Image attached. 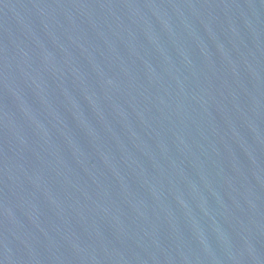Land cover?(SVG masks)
Segmentation results:
<instances>
[{
    "label": "water",
    "instance_id": "95a60500",
    "mask_svg": "<svg viewBox=\"0 0 264 264\" xmlns=\"http://www.w3.org/2000/svg\"><path fill=\"white\" fill-rule=\"evenodd\" d=\"M0 264H264V0H0Z\"/></svg>",
    "mask_w": 264,
    "mask_h": 264
}]
</instances>
